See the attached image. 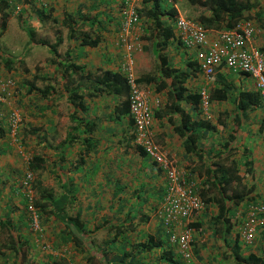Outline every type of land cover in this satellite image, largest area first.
I'll list each match as a JSON object with an SVG mask.
<instances>
[{"label":"crops","instance_id":"0c3cea01","mask_svg":"<svg viewBox=\"0 0 264 264\" xmlns=\"http://www.w3.org/2000/svg\"><path fill=\"white\" fill-rule=\"evenodd\" d=\"M254 1L247 20L255 32L246 46L264 54V0ZM18 3L23 21V67L12 76L22 85L24 129L19 131L23 143L16 141V129L10 134L9 123L0 118V221L10 222L16 240L14 249H9L4 245L7 233L0 229V264H66L65 256L71 258L75 253L72 245L78 248L67 235L71 227L32 207L30 200L38 196L36 188L51 191L55 199L63 201L65 215L80 214L90 230L106 221L130 227L114 241V228H100L92 236L99 233L109 237L103 241H109L110 264H236V255L257 253L264 257V226L250 244L241 241L239 230L249 205L264 203V107L260 98H240V93H257L254 81L224 65L206 76L197 66L196 48L186 47L174 26L177 16L198 21L201 14L209 16V11L189 0H163V10L156 14L160 28L147 16L154 7L153 0H134L139 19L129 35L130 40L135 39L132 66L136 83L153 108V141L203 202L202 209L188 221L193 228L192 256L184 259L168 236L179 232L182 220L165 225L166 215L162 213L167 175L134 141L128 93L118 94L95 82V76L104 71L118 73L129 92L121 72L126 49L119 42L125 0ZM162 27L170 28L168 38ZM223 29L210 28L209 36ZM28 31L33 32L34 40ZM15 37L17 34L13 37L17 43ZM58 37L61 41L57 43ZM84 39L96 40V44L85 45ZM160 56L172 70L169 75L161 72ZM35 62L37 65L31 67ZM67 63L81 68H70L64 76L71 78L69 91L82 96L83 109L69 104L66 98L67 79L62 77ZM36 74L40 77L37 88H53L47 97L31 92L25 84ZM114 88L120 89L119 84ZM180 89L182 98L173 99ZM176 128H182V132ZM29 130L34 133L29 134ZM191 130L195 150L187 151L184 140ZM69 134L71 140L65 143ZM34 155L43 161L33 172L27 163ZM225 175L231 180L229 186L218 184ZM207 188L213 192H206L203 200L200 193ZM217 189L227 196L233 191L241 195L238 203L227 204L225 215L231 227L225 233H221L224 226L218 224L217 233L212 225V219L218 216V206L211 200ZM61 226L66 228L62 230ZM149 237L157 245L148 249L144 245ZM18 247L25 253L24 260L16 254ZM125 254L131 257L119 261Z\"/></svg>","mask_w":264,"mask_h":264},{"label":"built area","instance_id":"2783aa9c","mask_svg":"<svg viewBox=\"0 0 264 264\" xmlns=\"http://www.w3.org/2000/svg\"><path fill=\"white\" fill-rule=\"evenodd\" d=\"M46 4V0H30ZM16 12L20 10L18 0H9ZM134 0H125L121 9L122 34L119 42L126 49L121 72L129 84L128 111L134 122L135 143L166 173L168 185L164 198L162 212L172 226L179 220V232L170 233V241L176 243L181 256L190 259L192 253V230L187 222L190 217L202 209L203 202L196 190L188 186L175 166L163 155L152 138L153 108L138 87L132 66L134 44L129 35L131 27L138 22L139 16L133 5ZM174 26L178 38L186 47H195V59L199 70L206 76H211L216 69L224 65L233 73H243L254 81V87L264 107V54L257 49H248L247 43L254 36L255 29L249 20L238 22L231 29H223L209 36V29L199 21L177 16ZM14 85L9 77L0 78V104L7 103L13 93ZM157 102V101H156ZM158 103V102H157ZM13 109L9 118L10 124L16 127L20 122L19 114ZM264 226V203L251 204L246 212V218L240 225V236L245 244H250L258 230Z\"/></svg>","mask_w":264,"mask_h":264},{"label":"trees","instance_id":"16d2710c","mask_svg":"<svg viewBox=\"0 0 264 264\" xmlns=\"http://www.w3.org/2000/svg\"><path fill=\"white\" fill-rule=\"evenodd\" d=\"M191 4H195L198 5L199 7H201L202 9H205L207 11H209L210 15L209 16H205V15H200L198 17V21L200 23H202L204 25V27H206L207 29L210 28H217V27H221L223 26L225 29H231L233 27H235V25L237 24V22L239 20H247L249 19V15H248V11L253 7V5L255 4L254 0H189ZM154 2V7L150 12H147V16L150 18L154 19V25L156 27H160L158 19H156V14L157 13H161L163 10V0H153ZM11 5L9 0H0V36H2V34L5 32L7 24H8V20L11 16V11H10ZM170 28H165L162 27V32H164L165 38H168L169 35H171V32L169 31ZM30 37L32 40H34L33 38V32L28 31ZM61 39L60 37H58V42H60ZM42 44H46L45 42H42ZM83 44L88 45V46H94L96 44V40H87L84 39ZM55 49V47L53 46L51 48V51H53ZM158 61H159V66L161 67V72L163 75H169L172 70L166 66V62L165 59L162 58L161 56L158 57ZM53 63H57L56 60H53ZM198 66V65H197ZM159 67V68H160ZM73 68L74 70H80V67H77L76 65H72V64H68L63 66V79L65 78V80L67 79V81H65V87L64 90L66 92V98L68 100L69 104H74L76 107H79L80 109H83V105H82V96L74 91V92H70L69 91V84L71 81L70 76L68 75L67 77L64 76V74L66 72H68L69 69ZM36 70H38L36 68ZM151 78V77H148ZM9 79L12 80L13 85L15 86L13 89V93L11 94L10 100H13L12 103L8 104V108L7 103L10 101H8L7 103H2L0 104V108L1 105L4 106L5 109H7V115L8 116H4L5 118H7V121L9 123V132L11 134V130H15L16 129V141L20 140L23 143V139L21 137H19V131H22V128L24 129V127L22 126L23 123V118L20 119L19 124L22 126L19 128V124L14 127L12 124H10L9 122V118L11 116V113L13 112V109H16L19 111L18 108H14L15 103H18V106H20V101L22 98V93L21 95L18 93L20 91V86L18 84H16L15 80L10 78ZM40 79L39 75H33L31 80H27L25 81V84L28 85L29 89L31 92H36L38 94H40L42 97H47L49 94H51L53 92V88L50 86H45L43 89H39L36 87V81ZM112 80V82H109V80ZM45 80V79H42ZM47 80V79H46ZM179 82L182 81V75H180L178 77ZM95 82H97L100 85L104 86V89L106 90H113L116 93H123L126 91V93L129 94V92H127V85L125 83V79L124 77L120 76L118 73H113L110 71H104L102 72V74L100 76H95ZM115 84H119L120 89H116L114 88ZM122 86V89H121ZM182 89H180L179 91H177L174 94V98L173 99H181L182 98ZM127 94V97H128ZM250 96L256 101L259 98L258 93L256 94H248V93H240V98L242 101H244V99L249 98ZM15 97L16 100H15ZM253 101V100H251ZM172 105V103H171ZM2 106V107H3ZM13 106V107H12ZM128 101H127V111H128ZM244 108V106H243ZM129 113V111H128ZM183 119L186 118L185 115L182 113ZM27 130V129H26ZM177 132H182V128H176ZM190 133L187 135V137L184 140V145L186 147L187 151H193L195 150V146H194V142H195V137L191 134L193 131H189ZM29 134H33L34 131L33 130H29L28 131ZM70 134L67 137V140L65 141V143L67 141H70ZM42 158L38 155H34L29 161H28V168L30 171H36L38 170L39 165L42 163ZM209 179H211V175L209 174L208 176ZM218 184H223L225 186H229L231 184V180L228 179V176L225 175L222 177L221 182H219ZM212 185V184H211ZM237 186H240V180H237ZM33 190H34V186ZM214 188H217V185L214 183L213 184ZM206 192H213L212 188H207L205 191H201L200 196L203 198L204 200V195L206 194ZM36 194L38 195L36 198L33 197L31 201V205L36 209L37 213H42L43 215H45L46 217H56L57 219L61 220V222H63V224H65L66 226L71 227V230L69 233H67L68 237L71 238V240L74 242V244L78 247L81 248V253L83 254L85 261L87 264H110L109 261H107V255H108V250H109V241H103L104 245H99L97 240L95 238H93L92 236L95 235L100 228H114L115 231V238L113 239L116 240L117 236H119V234L125 230V229H129L130 227L127 225H123V226H118L116 224L109 225V222L106 221L103 223V226L99 227H95L93 230H90L86 227V223H84V221L81 218L80 214H77L76 216L72 217V216H68L65 215L64 213V203L63 201L57 200L54 198L53 194L51 191L48 190H44V189H40V188H36ZM220 194V195H219ZM219 195V196H218ZM220 197V198H219ZM241 195L240 192H236L233 191L231 193V195H224V190H218L212 195V201L216 202L217 206H218V216H215L212 219V225L215 228L216 232L219 233V227L218 224L222 225L225 227V229L221 230V233H225L228 230H230V223L227 220V214L225 215V213L228 211V205L232 202L234 203H238L240 201ZM207 200H210L207 199ZM228 213V212H227ZM10 222L9 221H5V220H1L0 221V229L2 230V233H7L6 235V242L4 243L5 246H7L9 249H14V246L16 244V240L11 232V229L9 227ZM114 226V227H113ZM192 227V226H191ZM226 230V231H225ZM223 231V232H222ZM169 236V234H168ZM160 244V243H159ZM157 245V243H154L152 241V239L149 237L148 242L144 245L145 247H147L148 249L150 247H153ZM16 254L20 255V258L22 260H24V251L20 250V247L16 248ZM131 254H125L124 258L119 259V261H123L125 258H129ZM165 258H168V261L171 262L172 259L169 258V255L165 253ZM235 263L236 264H264V257H261L259 254L257 253H250L247 257H241L240 255H236L235 258ZM131 261V260H130ZM132 263V261H131ZM180 263V262H179ZM45 264H62L61 262H52V263H45ZM171 264H178L176 261L171 262ZM181 264V263H180Z\"/></svg>","mask_w":264,"mask_h":264},{"label":"rangeland","instance_id":"374dc122","mask_svg":"<svg viewBox=\"0 0 264 264\" xmlns=\"http://www.w3.org/2000/svg\"><path fill=\"white\" fill-rule=\"evenodd\" d=\"M17 5H19V7L21 9L20 4H17ZM10 11H11V16L8 20V25L6 27V31L2 34V36H0V78L1 79L7 78V77L15 79L13 76L18 75L19 71H21L22 67H23V63H22V60H23V58H22L23 44L21 42V37L23 34V32H22V27H23L22 16L20 14V10L18 12H16L12 5L10 8ZM9 27H10V29H9ZM12 32H13V34H12ZM15 34H17V37H15L17 40V43H15L14 39H13ZM11 40H13V43H10ZM35 64L37 65V63L35 62V63H33V65L31 67H34ZM15 82H16V84H18L17 80H15ZM18 85L20 86V84H18ZM21 89H22V85L20 86V91L18 92L20 95H21ZM16 98L17 97H15V100H16ZM13 100H14V98H13ZM13 100H10L7 103V106H6L7 108H8V104L12 103ZM2 106L3 105H1L0 109H2ZM15 106L16 107H14V108L19 109V111L14 109V110H16L15 113L19 114V117L21 119L23 117L22 112H21V107L18 106V103H15ZM3 112H5V113H3ZM6 113H8L7 109H5V111L4 110L0 111V118H3V122L7 121V118L4 117L5 115L8 116ZM2 114H4V116H2ZM20 127H22V126L19 124V128ZM22 130H23V128H22ZM14 133H15V131L13 130V134ZM23 133H25V132H23ZM26 159H29V158H26ZM32 179H33V174H31V180ZM50 227L51 226H49L47 229H49ZM61 228H62V230H64V228H66V226H61ZM106 238L109 240L108 236H106V237H103L102 235L99 236V233L95 236V239L97 240L98 244L101 246L103 245V240ZM67 244L69 245V243H67ZM65 250L69 251V247L65 248ZM72 250H73L72 252H75V253H72V256H70L71 258H69V255L65 256V258H67V261H68V262H66V264H87L83 254L80 252L81 248H75L72 245ZM61 263L65 264L64 261H62Z\"/></svg>","mask_w":264,"mask_h":264},{"label":"clouds","instance_id":"9594fccd","mask_svg":"<svg viewBox=\"0 0 264 264\" xmlns=\"http://www.w3.org/2000/svg\"><path fill=\"white\" fill-rule=\"evenodd\" d=\"M128 100V99H127ZM169 223L168 222H166V224L165 225H168ZM187 224H188V226L191 228V230H192V232H193V228L191 227V225H190V223L189 222H187ZM241 241H242V239H241ZM243 242V241H242ZM244 243V242H243Z\"/></svg>","mask_w":264,"mask_h":264}]
</instances>
